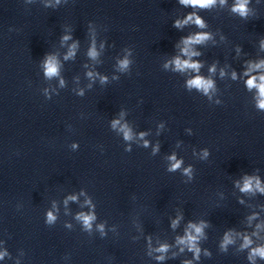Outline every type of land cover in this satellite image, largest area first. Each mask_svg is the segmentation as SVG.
<instances>
[{"label": "clouds", "instance_id": "9594fccd", "mask_svg": "<svg viewBox=\"0 0 264 264\" xmlns=\"http://www.w3.org/2000/svg\"><path fill=\"white\" fill-rule=\"evenodd\" d=\"M181 3H184V4L191 3L193 5L207 6V5L214 3V0H181ZM245 4H246V0H242L239 7L234 8L233 10L239 11L241 15H246L247 10H246ZM197 23H200V22L197 21ZM177 24H179V22H177ZM201 26H203V25L201 24ZM206 38L207 37H205V36H198L194 40H191V39L186 40L185 43L186 44L199 43ZM184 51L187 52V49H185ZM193 54H195V53H193ZM126 64H127L126 61L123 62L122 67H126ZM176 67H177V69H180V70H183L186 67L198 69L199 65L198 64H189L188 62H181L179 59H177ZM56 72H57V69L54 66V64L49 62L47 65V75H49V76L55 75ZM248 83H249V86H252L253 82L250 80ZM189 86L190 87L195 86L197 88H202L205 92H207L208 89L212 87V82L211 81H205L203 79H195V80L189 82ZM261 94L264 95V89H261ZM260 107H264V101L261 102ZM125 135H126V138H128L127 132L125 133ZM173 159H174V157H173ZM175 167H179V162H177L176 164L173 165V168H175ZM248 189H249V183H246L245 190H248ZM262 191H264V189H262ZM80 218L84 220V223L86 226L90 227V220L93 219V217L81 216ZM53 219H54V217L51 216V214H49V221L51 222ZM195 231L197 234H199L201 232V229L199 227H197L195 229ZM195 240H196L195 236L188 235L186 239H182L179 242L180 243H187L189 245L190 250H191V249L195 248ZM230 242H231L230 240H227V239L225 240V243H230ZM165 250H166V248L160 249V251H165ZM196 251L198 252V249H196ZM255 254H258L262 258H264V250H257V252H255L254 255ZM161 259H162V257H161Z\"/></svg>", "mask_w": 264, "mask_h": 264}]
</instances>
